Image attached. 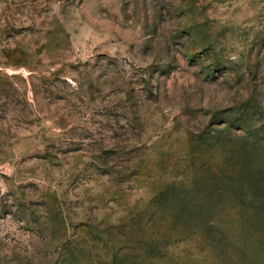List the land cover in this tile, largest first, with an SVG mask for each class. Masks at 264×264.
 Instances as JSON below:
<instances>
[{
	"label": "rangeland",
	"instance_id": "obj_1",
	"mask_svg": "<svg viewBox=\"0 0 264 264\" xmlns=\"http://www.w3.org/2000/svg\"><path fill=\"white\" fill-rule=\"evenodd\" d=\"M0 264H264V0H0Z\"/></svg>",
	"mask_w": 264,
	"mask_h": 264
},
{
	"label": "trees",
	"instance_id": "obj_2",
	"mask_svg": "<svg viewBox=\"0 0 264 264\" xmlns=\"http://www.w3.org/2000/svg\"><path fill=\"white\" fill-rule=\"evenodd\" d=\"M222 187H224L223 184L219 186L220 191L222 192ZM243 203V202H242ZM180 207L184 209V204H179ZM200 222V224H205L207 228V239L209 242H215V243H220V240H222L225 236V231L221 227L214 226V223L216 222V219L214 217L207 219L205 217L203 218H198V220H192V219H187L185 217H172L167 224L171 228L168 231L175 230L177 228L182 229V230H187L191 231V227L194 226V223ZM204 225V226H205ZM203 226V225H202ZM205 228V227H204ZM165 238V236H160L157 237L156 241H152L151 243L145 245V248L143 249V254L146 256H155V253L157 252V247H165L167 244V241H162L160 242V239Z\"/></svg>",
	"mask_w": 264,
	"mask_h": 264
}]
</instances>
